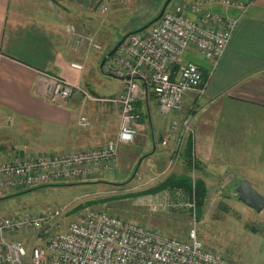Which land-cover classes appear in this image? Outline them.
<instances>
[{"label": "crops", "instance_id": "obj_1", "mask_svg": "<svg viewBox=\"0 0 264 264\" xmlns=\"http://www.w3.org/2000/svg\"><path fill=\"white\" fill-rule=\"evenodd\" d=\"M60 1L0 0V161L15 156L36 158L84 150L102 146L117 137L119 104L93 101L81 92L74 93L64 104L48 99L47 74L86 84L87 63L94 65L104 56L107 37L103 28L110 22V15L100 20L93 17L91 0ZM206 1L213 10H222L220 0ZM233 1L242 3L246 11L229 10L231 15L239 17V22L219 61L214 64L196 52L192 54L195 55L192 60L205 73L212 70L205 92L186 94L183 108L170 112L172 116L159 134L160 142L155 132H150L141 121L142 116L135 140L119 147L116 169L99 173L100 177L92 179H104V174L108 180L116 179L124 164H134L152 146L142 155L140 164L142 170L147 167L152 173L151 178L162 169L163 172L167 169L165 172L169 175L175 169V174H181L189 158L192 169L195 163H200L197 173L204 180L210 176L218 182H236V186L249 181L256 189L261 187L263 190L258 191L264 194V0ZM71 24L81 31L94 33L100 48L93 50L94 47L85 43L76 49L75 36L68 30ZM112 34L107 33L110 42L117 40ZM72 61L85 63L84 69L72 67ZM124 85L121 80L120 90L97 96H118ZM152 103L159 107L150 92L145 103L141 100L137 106L143 114ZM188 114L193 115L194 138L188 135L180 159L168 169L177 149L178 134H174L167 146L162 144L163 136L174 119L181 125ZM82 115L88 117V126L80 124ZM190 140L191 156L187 153ZM27 189L30 188L23 190ZM4 196L7 195L0 194ZM250 236H258V245L251 250V256L247 246L238 243L239 237L228 241L227 253L243 264H264V230L254 231Z\"/></svg>", "mask_w": 264, "mask_h": 264}, {"label": "built area", "instance_id": "obj_2", "mask_svg": "<svg viewBox=\"0 0 264 264\" xmlns=\"http://www.w3.org/2000/svg\"><path fill=\"white\" fill-rule=\"evenodd\" d=\"M219 4L221 11L207 6L206 0L174 3L149 30L131 33L106 61L109 74L124 81V90L118 96L96 97L80 83L47 74L48 99L53 103L64 104L74 93L81 92L93 101L119 104L117 137L84 150L36 158L15 156L0 161V194H12L19 186L32 188L77 177L92 178L114 170L119 147L132 143L138 134L139 101L147 99L152 92L160 110L166 114L181 110L188 92L203 94L212 70L205 73L187 56L196 52L217 63L239 22V17L231 15L229 10L246 11L237 1L220 0ZM100 9L108 11L107 6ZM68 30L75 36L76 49L85 43L100 47L94 33L81 31L74 24ZM71 66L82 70L85 63L72 61ZM80 124L89 125L86 115L80 117ZM174 134H178L177 149L168 169L180 159L188 135L194 138L192 114L186 115L181 125L174 119L162 144L167 146ZM192 196L188 201L170 197L166 206L186 205L195 210L193 193ZM71 210L68 203L45 207L38 214L22 211L0 217V264H26L27 258L30 264H243L207 248L196 227L187 238H182L105 210L82 209L61 229L63 217ZM27 231L33 232L32 238L16 237Z\"/></svg>", "mask_w": 264, "mask_h": 264}, {"label": "rangeland", "instance_id": "obj_3", "mask_svg": "<svg viewBox=\"0 0 264 264\" xmlns=\"http://www.w3.org/2000/svg\"><path fill=\"white\" fill-rule=\"evenodd\" d=\"M63 1L66 0H61L60 2L62 3ZM120 1H90L92 13L95 15L93 17L96 20L110 15L108 26L103 28L107 37L106 48L104 47V52H102L104 56L124 35L140 29L141 27L139 28L138 26L148 20L144 23L143 26H145L151 21L150 19L153 16L155 18L166 0H156L155 2L153 0H125L124 3ZM190 1L194 0H172L168 8L174 3L184 4ZM135 2L136 4H134ZM101 6H107L108 11L101 12ZM121 7L124 10H121ZM150 8H156V10L152 11L151 9L150 11ZM150 15L152 16L149 17ZM153 25L148 27V30ZM111 32L117 37L116 41H109L110 37L107 36V33ZM93 47V50L100 48ZM104 56L94 65L93 63L91 65L87 63V82L82 85L96 97H99L97 96L99 94L117 92L121 88V80L109 74L106 70V62L101 67ZM194 56L190 53L187 58L194 60ZM142 101L144 104L145 99ZM171 116L172 113H163L158 105L154 103L143 114L141 111V121L144 122L150 132H155L157 141H159L160 132L166 127L167 121H169ZM152 148V146L151 148L149 146L148 150L150 151ZM148 152L145 151L142 155ZM142 155L136 159L134 164L130 163L131 165L129 166L124 164L125 166L123 165L116 179L113 180L112 176L110 177L112 181L107 179V174H104V179L96 181L92 178L77 177L68 181L41 185L27 192H23V189H26L24 187H16V191L13 192L14 195L0 200V217L22 211L38 214L45 207L70 203L72 210L63 217L61 229L82 209L105 210L124 219L135 220L156 230L182 238H187L190 230L196 227L199 238L207 248L213 249L231 259L234 258L227 253L228 241L239 237L241 240H238V243H244L247 246L248 255L251 256V250L258 245V236L250 235L254 231L264 230V209L258 212L240 201L235 189L236 182H218L212 180L210 176H205V180L208 178L205 181L202 177H199L198 168L189 169L185 166L180 172L181 174L184 176L189 175L191 179H199L206 186V195L203 203L202 205L197 203L198 200L194 192L196 200L195 210L186 205L168 207L166 203L170 197H179L180 199L182 197L185 201H188L193 196L191 192H187L184 188L173 189L169 188V185L163 186L165 181L169 179V172H165L167 169L164 172L162 169L155 174V177L151 178L152 173H149V170L146 169L147 167L143 170L140 167L139 159ZM145 159L147 160V157ZM145 159L144 161H146ZM174 171L176 172V169ZM177 173L176 175H179ZM97 177H100V175L97 174L95 178ZM258 189L263 190L261 187H258ZM155 204L157 208H155ZM32 233V231H27L16 235V237L26 239L31 236L32 238ZM237 261L241 262V260ZM26 264H30V259H26Z\"/></svg>", "mask_w": 264, "mask_h": 264}, {"label": "water", "instance_id": "obj_4", "mask_svg": "<svg viewBox=\"0 0 264 264\" xmlns=\"http://www.w3.org/2000/svg\"><path fill=\"white\" fill-rule=\"evenodd\" d=\"M172 0H166L161 11L159 12V14L152 19L149 23H147L145 26L141 27L140 29H137L135 31H131L129 33H127L126 35H124L122 37L121 40H119L116 45L104 56V59L101 63V67L104 66L105 62L107 61L108 57L112 56L116 50L118 49V47L127 39V37L136 31H142L147 29L148 27H150L151 25H153L154 23H156L164 14V12L166 11L167 7L169 6V4L171 3ZM143 158H141V160L139 161V164H141ZM138 164V167H139ZM236 192L238 194V198L240 201H242L243 203H245L247 206H249L250 208L261 212L264 209V194L259 192L249 181H244L241 182L240 184H238L236 186Z\"/></svg>", "mask_w": 264, "mask_h": 264}, {"label": "trees", "instance_id": "obj_5", "mask_svg": "<svg viewBox=\"0 0 264 264\" xmlns=\"http://www.w3.org/2000/svg\"><path fill=\"white\" fill-rule=\"evenodd\" d=\"M188 146H189V149H188L187 153L189 154V156H191V147H192V141L191 140L189 141ZM191 160L192 159L188 158V165L186 166V168H189V169L192 168V165L190 164ZM195 166H196V168H201L200 163H195ZM169 176H168L169 179L167 181H165V184L163 186H166V185L168 186L169 185L168 187L169 188H173V189H175V188H184L187 192H191V194L192 193L194 194V192H195L197 200H198L197 203L202 205L203 199H204V197L206 195V186H205V184L202 181H199V179H191L189 175L188 176H184L183 174H179V175H176V174L172 175L171 174ZM36 187H39V186H36ZM36 187H32L30 189L24 190L23 192L30 191V190H32L33 188H36ZM12 195H14V194H10V195L4 196V197H0V200L8 198V197H10Z\"/></svg>", "mask_w": 264, "mask_h": 264}, {"label": "flooded vegetation", "instance_id": "obj_6", "mask_svg": "<svg viewBox=\"0 0 264 264\" xmlns=\"http://www.w3.org/2000/svg\"><path fill=\"white\" fill-rule=\"evenodd\" d=\"M109 52V51H108Z\"/></svg>", "mask_w": 264, "mask_h": 264}]
</instances>
